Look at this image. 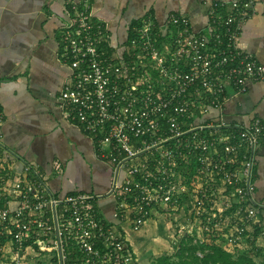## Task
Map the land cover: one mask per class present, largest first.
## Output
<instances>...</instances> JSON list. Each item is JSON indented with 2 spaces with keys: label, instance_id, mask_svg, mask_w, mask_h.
Listing matches in <instances>:
<instances>
[{
  "label": "built area",
  "instance_id": "1",
  "mask_svg": "<svg viewBox=\"0 0 264 264\" xmlns=\"http://www.w3.org/2000/svg\"><path fill=\"white\" fill-rule=\"evenodd\" d=\"M70 8L61 51L71 74L58 103L93 139L97 157L114 166L112 220L90 193H52L37 165L13 171L7 161L16 156L0 128V255L10 249L13 264L33 252L49 255L39 264H132L127 228L139 231L153 211L189 209L188 221L202 235L226 227L231 247L256 231L264 241V202L255 184L264 124L259 117L249 123L203 117L224 108L229 86L239 94L249 81L264 79V64L238 44L254 0L213 2L209 35L173 14L175 33L157 41L155 24L143 20L123 55L104 41L91 0ZM3 121L0 112V127Z\"/></svg>",
  "mask_w": 264,
  "mask_h": 264
},
{
  "label": "crops",
  "instance_id": "2",
  "mask_svg": "<svg viewBox=\"0 0 264 264\" xmlns=\"http://www.w3.org/2000/svg\"><path fill=\"white\" fill-rule=\"evenodd\" d=\"M77 1L0 0V112L4 118L0 128L4 146L16 156L7 161L13 171L20 173L24 163L37 165L52 193L88 192L97 197L101 214L112 220L114 166L97 157L93 139L58 103L71 74L61 51V33L70 19V6ZM215 1L91 0V5L94 17L105 25L104 41H109L113 53L123 55L135 21L151 19L157 41L165 42L176 31L169 24L171 15L183 14L196 33L209 35ZM263 1L254 0L255 11L245 19L238 44L264 64ZM227 94L230 98L224 108L212 109L204 119L249 123L259 117L264 124V79L249 81L247 90L239 94L229 86ZM257 158L256 197L264 202V140ZM83 169L96 177L95 190L81 184L77 173Z\"/></svg>",
  "mask_w": 264,
  "mask_h": 264
},
{
  "label": "rangeland",
  "instance_id": "3",
  "mask_svg": "<svg viewBox=\"0 0 264 264\" xmlns=\"http://www.w3.org/2000/svg\"><path fill=\"white\" fill-rule=\"evenodd\" d=\"M90 170L93 173V169L91 168ZM77 177L82 180L81 184L84 187L87 186V190H95L97 179L94 177V174H90L87 170L83 169L77 173ZM189 212L190 209L187 213L186 211H153L152 217L139 231H132L127 228L130 248L135 254L132 264H156L157 258L162 255L171 257L176 255L179 251L180 240L186 237L185 234L190 232L192 234L194 230H201L200 226L197 229L193 226L195 220L193 224H191V221H188L190 217ZM191 229L192 231H189ZM202 233H200V240L204 241ZM183 234L184 236H182ZM197 240L198 238L194 242ZM257 245L262 247L264 252V241L259 239ZM229 250L233 253L235 252L233 248H229ZM48 258L49 255L43 256L33 252L26 253L23 260L24 264H39L42 259L47 260ZM0 260V264H13L11 250L9 249V251L2 253ZM258 261L260 260L258 259Z\"/></svg>",
  "mask_w": 264,
  "mask_h": 264
},
{
  "label": "trees",
  "instance_id": "4",
  "mask_svg": "<svg viewBox=\"0 0 264 264\" xmlns=\"http://www.w3.org/2000/svg\"><path fill=\"white\" fill-rule=\"evenodd\" d=\"M139 24L140 21L133 23L136 26ZM132 35L133 26L130 30V38ZM227 235L228 232L225 227L220 231L205 233L203 235L204 241L200 242V233L194 230L192 234L185 235L186 237L180 240L179 251L176 255L173 257L162 255L157 258L156 264H264L263 248L257 245L258 231L253 233L252 239L241 242L236 247H231L226 242ZM196 238L198 240L194 242ZM229 248H233L235 252L233 253ZM129 249L131 250L130 246ZM199 251L203 253L202 256L198 254ZM134 256L133 253V259Z\"/></svg>",
  "mask_w": 264,
  "mask_h": 264
}]
</instances>
